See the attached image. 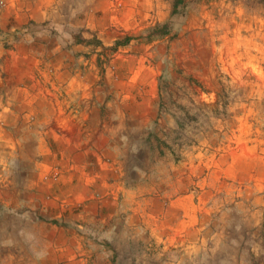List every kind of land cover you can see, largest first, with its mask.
I'll use <instances>...</instances> for the list:
<instances>
[{
	"label": "rangeland",
	"instance_id": "obj_1",
	"mask_svg": "<svg viewBox=\"0 0 264 264\" xmlns=\"http://www.w3.org/2000/svg\"><path fill=\"white\" fill-rule=\"evenodd\" d=\"M18 1L0 0V264H264V0H185L153 41L173 0ZM37 58L99 98L104 150L78 167L1 127Z\"/></svg>",
	"mask_w": 264,
	"mask_h": 264
},
{
	"label": "crops",
	"instance_id": "obj_2",
	"mask_svg": "<svg viewBox=\"0 0 264 264\" xmlns=\"http://www.w3.org/2000/svg\"><path fill=\"white\" fill-rule=\"evenodd\" d=\"M24 57L23 54L22 58ZM21 60L23 62L25 59ZM28 72H32L30 79L24 76ZM17 73L15 80L20 83L15 85V91L22 96L21 102L15 104L14 110L10 107L11 111L6 108V112L2 113L4 117H2L3 120L1 119L3 121L1 127L14 130L22 137L35 135L37 144L43 147L48 140L47 149L54 145L56 148L64 146L63 152H58L57 155L62 154L59 159L66 160L67 163L64 166L68 167H78L82 163L81 156L78 160L74 159L75 163H71L69 161L71 152L78 150L80 153H86L88 157V152L92 149L104 150L103 140L94 136L96 133L102 135L104 130L100 126L95 130L92 125L100 124L99 98L92 100L93 97L89 95V85L83 82L75 71L72 73L68 68L62 69V66L54 68L37 58L31 66L22 67ZM27 93L30 95L26 97ZM150 93L154 95L152 84ZM23 104H30V108ZM49 137H52V141ZM55 138L60 142L56 144ZM68 162L71 164L69 165ZM94 198L91 197L94 201H102L105 195ZM85 199L87 200V197ZM151 211L154 215H166L160 210L157 212L155 208Z\"/></svg>",
	"mask_w": 264,
	"mask_h": 264
},
{
	"label": "trees",
	"instance_id": "obj_3",
	"mask_svg": "<svg viewBox=\"0 0 264 264\" xmlns=\"http://www.w3.org/2000/svg\"><path fill=\"white\" fill-rule=\"evenodd\" d=\"M188 6L189 4L185 0H173L172 10H171V13L168 19L161 23L156 24L151 29H149L148 33L145 35L147 40L153 41L155 39H160V38L173 39L176 36V33L174 31H175V25L178 23V18L182 14V12L186 10ZM57 27H55L54 24L50 23V21H45V22H40V23L37 21H29L28 23H26L24 27H22L21 34H24V35L27 34L29 37H33V38H40L42 36H46V37H50L51 39L60 34H61L60 35V38H61L63 33L65 34L70 33V35L74 36V34L71 33L72 30L74 29L70 28L69 26L65 25L66 30L62 32H60L59 28ZM14 34L15 33L12 34L13 37H11V35H1L2 36L1 38L5 46L9 47L10 44L8 42L10 43L17 42L19 40V37L21 34L16 35V36ZM81 38L82 37L78 35L76 40L80 42ZM134 39H136V41L140 40V38L138 37H135V38L125 37L122 41L116 42V47L117 46H127ZM61 42L67 43V45L72 44L71 41L66 42L64 39H61ZM74 66H76V63Z\"/></svg>",
	"mask_w": 264,
	"mask_h": 264
}]
</instances>
